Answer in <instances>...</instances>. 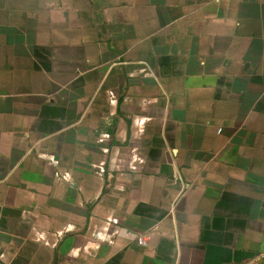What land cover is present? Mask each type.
<instances>
[{
    "label": "crops",
    "instance_id": "1",
    "mask_svg": "<svg viewBox=\"0 0 264 264\" xmlns=\"http://www.w3.org/2000/svg\"><path fill=\"white\" fill-rule=\"evenodd\" d=\"M0 264H264V0H0Z\"/></svg>",
    "mask_w": 264,
    "mask_h": 264
}]
</instances>
